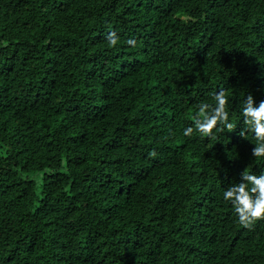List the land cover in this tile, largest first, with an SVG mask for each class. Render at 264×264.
<instances>
[{
	"label": "trees",
	"instance_id": "1",
	"mask_svg": "<svg viewBox=\"0 0 264 264\" xmlns=\"http://www.w3.org/2000/svg\"><path fill=\"white\" fill-rule=\"evenodd\" d=\"M220 90L235 130L184 136ZM249 94L264 0H0V264H264Z\"/></svg>",
	"mask_w": 264,
	"mask_h": 264
},
{
	"label": "clouds",
	"instance_id": "2",
	"mask_svg": "<svg viewBox=\"0 0 264 264\" xmlns=\"http://www.w3.org/2000/svg\"><path fill=\"white\" fill-rule=\"evenodd\" d=\"M111 46H115L117 38L115 34L108 36ZM127 43L135 46V40ZM215 105L201 103L198 113L192 117L194 128L187 127L183 135L191 137L193 132H199L202 137L211 138L214 132H229L235 130V125L229 122L228 98L223 90L214 94ZM242 115L245 125L255 134L257 145L252 149V156L264 158V100L255 104L253 96L249 94L243 105ZM243 136V133H241ZM151 157L156 153L150 152ZM225 201L231 202L238 217L239 224L251 229L257 221L264 220V173L259 175L241 173V182L229 186L223 192Z\"/></svg>",
	"mask_w": 264,
	"mask_h": 264
}]
</instances>
